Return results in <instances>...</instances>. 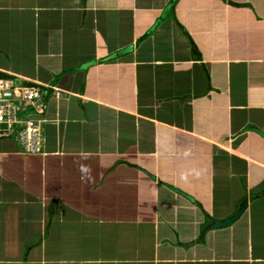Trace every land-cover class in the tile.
Wrapping results in <instances>:
<instances>
[{
	"label": "crops",
	"instance_id": "crops-1",
	"mask_svg": "<svg viewBox=\"0 0 264 264\" xmlns=\"http://www.w3.org/2000/svg\"><path fill=\"white\" fill-rule=\"evenodd\" d=\"M0 75V264H264V0H0Z\"/></svg>",
	"mask_w": 264,
	"mask_h": 264
},
{
	"label": "built area",
	"instance_id": "built-area-1",
	"mask_svg": "<svg viewBox=\"0 0 264 264\" xmlns=\"http://www.w3.org/2000/svg\"><path fill=\"white\" fill-rule=\"evenodd\" d=\"M41 91L0 79V138L11 136L21 155L40 153L39 121L31 115L42 114L44 103ZM51 95L58 97L55 90H52Z\"/></svg>",
	"mask_w": 264,
	"mask_h": 264
},
{
	"label": "water",
	"instance_id": "water-1",
	"mask_svg": "<svg viewBox=\"0 0 264 264\" xmlns=\"http://www.w3.org/2000/svg\"><path fill=\"white\" fill-rule=\"evenodd\" d=\"M131 49H132L131 46L126 47L123 50H121L120 53L126 52L127 50H131ZM258 134L261 136V133L258 132ZM245 205H246V198H243V200L240 203V205H238V208H237L236 212L231 217H229V218H227V219H225V220H223L221 222L213 221L212 225L210 227L223 228V227L229 225L231 222H233L242 213V211L245 208Z\"/></svg>",
	"mask_w": 264,
	"mask_h": 264
},
{
	"label": "clouds",
	"instance_id": "clouds-1",
	"mask_svg": "<svg viewBox=\"0 0 264 264\" xmlns=\"http://www.w3.org/2000/svg\"><path fill=\"white\" fill-rule=\"evenodd\" d=\"M1 80H3V79H1ZM8 81H11V80H8ZM11 82H12V81H11ZM31 88H35V87L33 86V87H31ZM36 88H39L40 90H42V94H43V90H44V89H50V88H44V89H43V88H40V87H37V86H36ZM51 93H52V89H51ZM42 96H43V95H42Z\"/></svg>",
	"mask_w": 264,
	"mask_h": 264
},
{
	"label": "trees",
	"instance_id": "trees-1",
	"mask_svg": "<svg viewBox=\"0 0 264 264\" xmlns=\"http://www.w3.org/2000/svg\"><path fill=\"white\" fill-rule=\"evenodd\" d=\"M0 78L9 80V78L6 77V76H1V75H0ZM30 86H31V85H30ZM44 90H45V89H44ZM46 90H47V89H46Z\"/></svg>",
	"mask_w": 264,
	"mask_h": 264
},
{
	"label": "rangeland",
	"instance_id": "rangeland-1",
	"mask_svg": "<svg viewBox=\"0 0 264 264\" xmlns=\"http://www.w3.org/2000/svg\"><path fill=\"white\" fill-rule=\"evenodd\" d=\"M43 95V94H42Z\"/></svg>",
	"mask_w": 264,
	"mask_h": 264
}]
</instances>
